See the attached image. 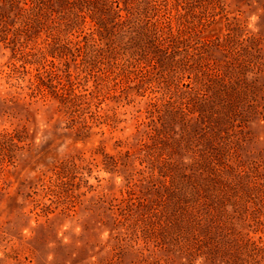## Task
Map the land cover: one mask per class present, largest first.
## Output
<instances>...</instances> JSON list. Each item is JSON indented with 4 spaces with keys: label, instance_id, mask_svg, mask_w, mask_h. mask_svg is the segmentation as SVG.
<instances>
[{
    "label": "rangeland",
    "instance_id": "obj_1",
    "mask_svg": "<svg viewBox=\"0 0 264 264\" xmlns=\"http://www.w3.org/2000/svg\"><path fill=\"white\" fill-rule=\"evenodd\" d=\"M0 264H264V0H0Z\"/></svg>",
    "mask_w": 264,
    "mask_h": 264
}]
</instances>
